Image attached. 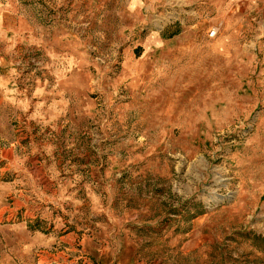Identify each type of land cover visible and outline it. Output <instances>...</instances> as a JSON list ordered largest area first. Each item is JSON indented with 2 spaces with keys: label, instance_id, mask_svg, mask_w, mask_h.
Instances as JSON below:
<instances>
[{
  "label": "rangeland",
  "instance_id": "obj_1",
  "mask_svg": "<svg viewBox=\"0 0 264 264\" xmlns=\"http://www.w3.org/2000/svg\"><path fill=\"white\" fill-rule=\"evenodd\" d=\"M0 264H264V0H0Z\"/></svg>",
  "mask_w": 264,
  "mask_h": 264
},
{
  "label": "crops",
  "instance_id": "obj_2",
  "mask_svg": "<svg viewBox=\"0 0 264 264\" xmlns=\"http://www.w3.org/2000/svg\"><path fill=\"white\" fill-rule=\"evenodd\" d=\"M13 93L15 94H12L14 97H16V93H17V90L16 89H13L12 90ZM38 115L37 114H32L31 116H29L30 118L34 119L35 117H37ZM85 187V186H84ZM85 189H88V188H85Z\"/></svg>",
  "mask_w": 264,
  "mask_h": 264
},
{
  "label": "built area",
  "instance_id": "obj_3",
  "mask_svg": "<svg viewBox=\"0 0 264 264\" xmlns=\"http://www.w3.org/2000/svg\"><path fill=\"white\" fill-rule=\"evenodd\" d=\"M213 35V34H212Z\"/></svg>",
  "mask_w": 264,
  "mask_h": 264
}]
</instances>
